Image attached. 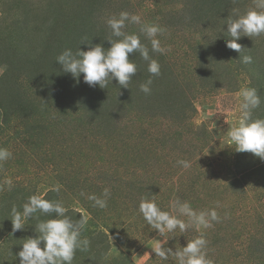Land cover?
<instances>
[{"label": "rangeland", "instance_id": "374dc122", "mask_svg": "<svg viewBox=\"0 0 264 264\" xmlns=\"http://www.w3.org/2000/svg\"><path fill=\"white\" fill-rule=\"evenodd\" d=\"M252 7L253 0H0V148L12 153L0 162V264H19L23 240L37 235L36 217L51 218L37 213L13 233L11 207L22 211L33 194L62 201L74 220L87 217L90 247L77 250L73 264H178L151 248L165 240L175 252L199 232L160 236L138 211L142 197L170 212L176 199L198 212L216 208L219 222L202 229L213 264H264V160L236 151L227 135L244 87L257 90L253 119H264V34L242 36L241 53L226 47L227 17ZM121 11L164 29L157 38L165 54L151 51L140 25L125 29L160 64L150 94L140 91L150 74L138 53L129 88L116 80L90 87L56 62L66 48L87 51L82 41L110 47L105 21ZM105 188L107 207H94L87 196Z\"/></svg>", "mask_w": 264, "mask_h": 264}, {"label": "clouds", "instance_id": "9594fccd", "mask_svg": "<svg viewBox=\"0 0 264 264\" xmlns=\"http://www.w3.org/2000/svg\"><path fill=\"white\" fill-rule=\"evenodd\" d=\"M254 7L239 13L234 17H227L226 36L231 37L226 41V47L241 53L242 46L237 41L242 36H260L264 34V0H253ZM106 24L111 30L112 38L107 39L110 47L102 44L92 45L91 41L81 42L90 47L87 51L79 47L75 52L66 48L56 57V62L65 73H71L74 78L83 74V81L90 87L99 86L106 88L109 82L116 80L123 88H129L133 76L137 73V66L130 56L139 54L140 58L147 62V71L150 77L140 84V91L151 93L152 77L160 75V64L149 54V48L141 42L140 35L129 34L125 31L129 24L140 25L139 32L150 41L151 51L165 54L168 51L161 46L158 34L164 29L156 24H142L139 15L121 11L118 16L106 19ZM245 63L251 62L250 56H244ZM241 99L238 122L231 126L227 135L235 150L238 152H250L254 156L264 160V119H253V110L260 106L261 100L257 90L252 87H244L239 93ZM12 156L6 148H0V162L7 161ZM177 163L184 168H189L186 160H178ZM11 187V182H8ZM51 191L59 193V186H54ZM84 195V193H81ZM109 189L105 188L101 196L91 194L87 199L93 202L94 207L101 209L107 207ZM219 205H217L218 207ZM172 211L162 210L155 199L142 197L138 211L144 220L152 228L158 231L160 236L165 232L171 233L179 229L181 233L190 228H195L199 235L193 239H187L185 246L176 248V251L166 246L163 240L155 244L151 249L155 257L161 261H167L174 256L178 264H213L207 255V240L202 229L213 227V222H219L216 208L196 211L187 201L176 199L171 202ZM67 209L60 200H49L43 195L33 194L22 205V211L16 205L11 207L10 220L13 233L25 228V223L37 213L50 215L51 218L40 220L37 223L34 237L25 238L22 248L18 252L19 264H73L77 250L88 251L90 240L82 237V232L87 224V217L81 216L74 220L67 215ZM51 214H54L52 216ZM181 217H187V221Z\"/></svg>", "mask_w": 264, "mask_h": 264}, {"label": "trees", "instance_id": "16d2710c", "mask_svg": "<svg viewBox=\"0 0 264 264\" xmlns=\"http://www.w3.org/2000/svg\"><path fill=\"white\" fill-rule=\"evenodd\" d=\"M42 91L44 92V89H42Z\"/></svg>", "mask_w": 264, "mask_h": 264}]
</instances>
